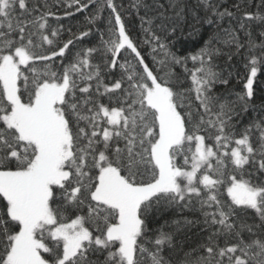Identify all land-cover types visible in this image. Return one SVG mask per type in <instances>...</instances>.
Masks as SVG:
<instances>
[{
	"label": "snow or ice",
	"instance_id": "6c2138e0",
	"mask_svg": "<svg viewBox=\"0 0 264 264\" xmlns=\"http://www.w3.org/2000/svg\"><path fill=\"white\" fill-rule=\"evenodd\" d=\"M258 75L264 0H0V264H264Z\"/></svg>",
	"mask_w": 264,
	"mask_h": 264
},
{
	"label": "trees",
	"instance_id": "16d2710c",
	"mask_svg": "<svg viewBox=\"0 0 264 264\" xmlns=\"http://www.w3.org/2000/svg\"><path fill=\"white\" fill-rule=\"evenodd\" d=\"M116 2L118 4L122 3L126 9H130L133 0H116ZM62 11L63 9H61V12ZM83 18L84 17L82 15L76 14L73 17H69L63 20L62 23L65 25V27L73 26L75 28L83 21ZM132 34L135 36L137 35V32L134 30ZM95 39H96L95 37L92 38L93 42H95ZM181 42L184 48L188 50H193L196 47V45L200 42V38L195 37V36L188 37L187 32H185L184 36L181 37ZM233 63L236 65V68L238 69V74L236 71L233 72L232 81L230 85L228 86V91H230L233 94L232 98H235L236 94L242 95L244 92V84L246 82L245 80L246 73L239 60H236ZM221 64L223 65V61H221ZM254 88L257 94L256 104L259 105L260 103L259 96L261 93V89L264 88V75H258Z\"/></svg>",
	"mask_w": 264,
	"mask_h": 264
}]
</instances>
